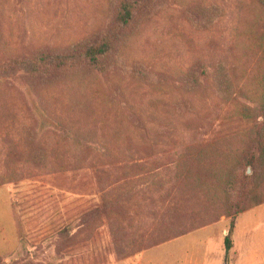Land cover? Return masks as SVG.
I'll return each instance as SVG.
<instances>
[{"label":"rangeland","instance_id":"rangeland-1","mask_svg":"<svg viewBox=\"0 0 264 264\" xmlns=\"http://www.w3.org/2000/svg\"><path fill=\"white\" fill-rule=\"evenodd\" d=\"M139 9L103 72H0V264H264V0ZM115 11L0 0V67L92 40Z\"/></svg>","mask_w":264,"mask_h":264},{"label":"trees","instance_id":"trees-1","mask_svg":"<svg viewBox=\"0 0 264 264\" xmlns=\"http://www.w3.org/2000/svg\"><path fill=\"white\" fill-rule=\"evenodd\" d=\"M144 0H116V11L114 14L113 23L110 24L102 33L92 40H85L79 42L77 45L69 47L62 51H43L36 54L31 59H23L12 62V65L0 67V72L12 73L22 69L29 77H37L44 79L56 72H65L68 69L83 68L88 71L93 70L103 72V60L110 56L113 50L122 42V31L126 30L131 24L135 22V18L142 13L139 12L140 5H143ZM3 76V75H2ZM190 76L193 73L190 72ZM216 87L218 93L228 94L231 90V80L226 75L224 68H218V75L216 77ZM189 92H193L198 88V83L189 81L186 86ZM230 89V90H229ZM260 109L262 112V119L264 120V93L260 98ZM44 158L42 151L34 150L32 152V159L36 164H39ZM251 166V165H250ZM253 167V165H252ZM264 204V200L254 205L259 206ZM117 206L116 210L120 209L118 202H106L102 206V210H112ZM96 210H100L97 208ZM236 219L234 215L230 218L228 235L224 239V248L227 252L232 249V240L235 229Z\"/></svg>","mask_w":264,"mask_h":264}]
</instances>
